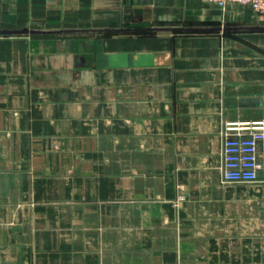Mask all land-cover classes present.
I'll use <instances>...</instances> for the list:
<instances>
[{"label": "crops", "instance_id": "obj_1", "mask_svg": "<svg viewBox=\"0 0 264 264\" xmlns=\"http://www.w3.org/2000/svg\"><path fill=\"white\" fill-rule=\"evenodd\" d=\"M264 14L205 0H0V264H264Z\"/></svg>", "mask_w": 264, "mask_h": 264}, {"label": "built area", "instance_id": "obj_2", "mask_svg": "<svg viewBox=\"0 0 264 264\" xmlns=\"http://www.w3.org/2000/svg\"><path fill=\"white\" fill-rule=\"evenodd\" d=\"M225 8L230 2L250 5L264 14V0H205ZM222 176L225 182L264 181V123L252 127L247 135L225 134Z\"/></svg>", "mask_w": 264, "mask_h": 264}]
</instances>
